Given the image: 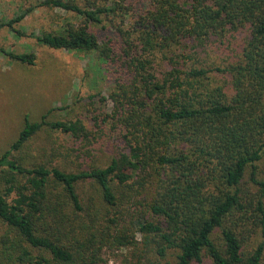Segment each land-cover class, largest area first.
Returning a JSON list of instances; mask_svg holds the SVG:
<instances>
[{"label":"trees","instance_id":"16d2710c","mask_svg":"<svg viewBox=\"0 0 264 264\" xmlns=\"http://www.w3.org/2000/svg\"><path fill=\"white\" fill-rule=\"evenodd\" d=\"M24 1L3 26L40 6L73 12L81 23L37 40L97 52L123 74L104 118L113 130L107 164H25L14 152L44 125L78 139L91 132L79 119L49 122L46 114L27 120L0 155V264H99L105 249L142 258L139 245L166 264L170 255L172 264H205V256L264 264V242L248 248L264 234V0ZM102 23L115 29L107 41L90 28ZM231 39L241 49L218 67L227 82L213 84V68L194 60L200 48ZM10 56L36 60L33 52Z\"/></svg>","mask_w":264,"mask_h":264},{"label":"rangeland","instance_id":"374dc122","mask_svg":"<svg viewBox=\"0 0 264 264\" xmlns=\"http://www.w3.org/2000/svg\"><path fill=\"white\" fill-rule=\"evenodd\" d=\"M28 4L24 0H0V155L18 138L27 120L40 121L46 114L49 122L79 119L91 132L88 138L78 139L70 133L44 125L21 151L14 152L25 164L43 163L72 168L70 162L73 159L78 168L105 165L111 160L114 146L111 141L112 124L104 118L113 109L111 93L123 71L116 63L110 69L97 52L55 49L37 40L43 32L59 31L68 21L81 23L83 19L73 12L40 6L14 24V28L2 25ZM128 22L127 19L121 25L127 26ZM108 27L111 28L105 29L103 23L90 24L102 41H107V35L114 36L115 29L112 25ZM243 35L239 33L240 37ZM231 40L200 48V55L194 60L198 66L202 62L206 67L213 68L210 72L213 84L227 82V74L219 71L218 67L225 68L241 49L240 41ZM30 52L36 54L34 64L10 56V53ZM162 63L158 66L161 69L166 67L167 61ZM188 63L191 64L192 60ZM72 148L81 151L79 159ZM259 165V176L264 178V156ZM136 239H141L140 233L136 234ZM261 242H264V234H255L248 248L253 249ZM132 251L105 249L101 256L107 262L100 261L99 264L167 262L145 253L141 245L136 253L143 255L142 258L133 255ZM168 261L174 263V256L170 255ZM204 262L213 264L209 256L204 257Z\"/></svg>","mask_w":264,"mask_h":264}]
</instances>
